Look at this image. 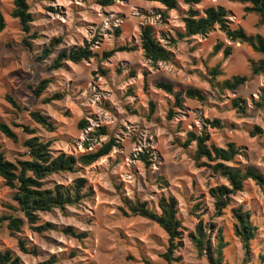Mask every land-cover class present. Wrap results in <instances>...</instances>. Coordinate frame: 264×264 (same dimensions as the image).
Wrapping results in <instances>:
<instances>
[{
  "label": "rangeland",
  "instance_id": "374dc122",
  "mask_svg": "<svg viewBox=\"0 0 264 264\" xmlns=\"http://www.w3.org/2000/svg\"><path fill=\"white\" fill-rule=\"evenodd\" d=\"M96 1L27 0L33 18L30 33L36 34L28 48L22 43L27 35L10 17L11 0H0L5 22L0 33V124L16 135L12 141L0 133V150L6 161L18 166L27 159L23 142L29 135L24 127L32 129L40 141L48 142L53 155L77 156L95 150L110 137L116 144L109 155L88 167L46 177L43 188L69 186L81 178L90 195L77 205L37 213L36 225H50L44 231L24 223L11 235L6 228L8 220H3L0 250L11 251L20 264L50 260L53 264H211L197 254L188 237L200 223L203 228L208 226L204 231L210 235L211 244L216 230H222L225 264H263L258 255H264V191L248 181L242 192L230 196L223 213L217 214L208 190L226 185L225 180L211 172V163L202 160L204 165L195 164L194 145L183 149L175 144V139H184L187 130L204 132L218 147L234 144L238 150L234 160L240 165L252 164L264 174V106H257L264 96V75H251L249 67V61L260 56L246 45L227 39L218 27L203 36L182 37L189 8L184 0H176L177 7L172 10L147 0H116L109 7H101ZM211 6L227 11L230 28L264 38V25L258 26L257 17L243 11L245 5L200 0L192 8L202 14ZM144 27L169 53L168 61L154 63L144 56L140 48ZM52 39L60 43L50 56L39 59ZM218 43L231 48L227 58L221 53L211 55ZM121 45L134 50L100 59L102 52ZM85 46L98 57L78 64L65 62L57 70L49 68L60 50ZM216 66L220 75L212 79L205 68ZM236 75L246 77L243 85L233 91L220 87L221 82ZM44 79L49 84L36 97L31 89ZM158 82L170 83L174 91L181 92L180 107L174 106L173 95L156 87ZM187 88L198 89L204 101L185 98L182 94ZM55 94L60 97L45 101ZM233 98L243 102L244 112L232 108ZM169 109L173 111L170 119ZM34 111L45 116L53 129L36 124L29 116ZM214 119L220 128L206 123ZM81 120L86 124L80 126ZM101 127L106 129V136L95 135ZM141 155L147 165L139 159ZM159 177L166 185L160 184ZM13 193L0 177V218L18 217L25 222ZM168 197L177 202L182 226L171 263L162 257L167 247L164 231L151 221L130 216L123 204V198L138 199L158 211L159 199ZM238 208L249 211L257 228L249 261L244 260L241 244L231 231L230 210ZM65 227L87 237L71 238L62 232ZM18 239L24 242L27 253L20 251Z\"/></svg>",
  "mask_w": 264,
  "mask_h": 264
},
{
  "label": "trees",
  "instance_id": "16d2710c",
  "mask_svg": "<svg viewBox=\"0 0 264 264\" xmlns=\"http://www.w3.org/2000/svg\"><path fill=\"white\" fill-rule=\"evenodd\" d=\"M116 0H97L96 3L101 7H109L113 5ZM157 2L164 6L167 10L176 9V0H147ZM189 8L186 16L183 19L184 34L182 37L203 36L215 27L225 34L227 39L232 42H237L249 47L252 52L260 56L257 60L249 61L251 75H264V38L260 34H247L241 28H230L227 19V11L222 7H207L202 11L193 9V5L199 4L200 0H184ZM233 3L245 5L243 11L248 14H254L257 17V25H264V0H229ZM12 10L10 17L16 19L21 31L27 35L22 39V43L30 48V40L36 37L34 32L30 33V24L33 18L29 12L27 0H11ZM5 28V22L0 14V33ZM119 34V30H116ZM60 43L59 39H52L49 45L42 49L39 59H45L53 53V49ZM140 48L144 56L152 61H168L169 53L160 46L151 37L148 27H144L140 34ZM133 47L126 45L117 46L109 51L102 52L100 59H107L117 52H130ZM222 54L225 59L231 54V48L218 43L213 46L211 55ZM93 57H98L97 53L91 52L87 46L72 47L69 49L60 50L55 58L52 59L49 68L51 70L60 69L65 62L78 64L83 60H88ZM212 79L220 75L219 66L211 69L205 68ZM246 81L245 76H232L231 78L221 82L220 87L226 90H235L243 85ZM49 84L48 79L41 80L35 87L31 89L32 93L39 97ZM156 87L167 94L173 95L174 106L180 107V91H174L173 86L167 82H158ZM185 98L204 101L205 96L194 88H187L183 94ZM60 95L55 94L53 98L46 99L50 102L51 99H58ZM7 101L15 108H18L16 102L6 95ZM243 102L239 98L231 100V106L237 111L244 112L242 106ZM258 107L264 106V96L260 97L257 103ZM154 106L150 102V112ZM172 109L168 110L167 117L170 119ZM31 119L44 129L52 130L51 123L47 118L41 115L38 111L30 112ZM211 128L218 129L221 127L220 122L216 119L211 122H206ZM84 120L79 122V125H85ZM24 132L29 135V138L23 142L27 151V159L18 162V166L6 161L2 151L0 150V177L3 179L5 186L14 190L13 200L15 201L19 211L22 213L24 220L21 218H0V228L2 221L8 220L6 228L11 235L19 232L24 226V223L32 227L35 231H44L50 227L49 224L36 225L38 221L37 213L49 212L52 209H63L65 205H77L80 200L87 198L90 191L85 190L84 180L77 178L69 186L55 185L51 188H43V180L51 175L70 173L77 169L88 167L97 162L101 158L110 154L115 147L114 138H108L104 143L100 144L98 148L92 151H86L77 156L70 154L59 153L53 155L49 149L48 142L40 141L34 136V131L28 127H24ZM257 131L258 129L255 128ZM0 133L6 138L15 141L16 135L4 124H0ZM256 132H251L255 135ZM96 136H106L107 132L104 127L99 129ZM175 144L183 149H187L194 145L193 161L197 166L204 165L202 160L211 164L209 168L211 172L220 178L224 179L226 185H218L208 190L210 197L213 199L214 208L217 214L221 215L222 211L227 208L230 196L242 192L248 181L252 182L259 189L264 191V174L260 169L252 164H238L234 159L238 155V150L234 144L230 143L225 148L218 147L209 141L208 134L204 132L196 133L192 130L185 132V137L182 141L175 139ZM145 165L149 162L145 156L139 158ZM161 185H166L164 178L159 177ZM123 204L129 211L130 216L140 217L155 223L167 236L166 251L162 254L163 259L167 263L174 261L173 252L177 248L178 240L181 238V222L177 218V202L173 197L160 198L157 204V210H153L146 202L138 199L123 198ZM230 224L232 234L243 249V256L245 261H249V254L252 242L256 237L257 228L251 222V215L249 211H242L241 209L230 210ZM200 223L195 227L193 233H189L188 237L197 251L199 256H204L211 264H225L223 261L224 248L226 243L224 241L222 230L217 229L214 237V243L210 242V235L207 234ZM213 226L210 227L212 232ZM62 232L74 239L82 240L86 238V233L77 232L72 227H65ZM20 251L27 253L24 242L21 239L17 240ZM258 259L264 264V255L259 254ZM54 260L46 261L38 264H53ZM0 264H20L19 258L16 257L9 250H0Z\"/></svg>",
  "mask_w": 264,
  "mask_h": 264
}]
</instances>
